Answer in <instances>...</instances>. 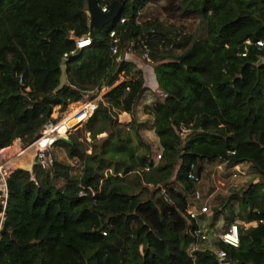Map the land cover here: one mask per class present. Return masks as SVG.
<instances>
[{"label":"trees","instance_id":"16d2710c","mask_svg":"<svg viewBox=\"0 0 264 264\" xmlns=\"http://www.w3.org/2000/svg\"><path fill=\"white\" fill-rule=\"evenodd\" d=\"M159 1L194 19L192 29L147 18ZM85 34L86 0H0V150L30 144L84 92L106 89L45 150L47 166L34 157L5 177L0 264H216L209 252L189 254L197 222L185 215L186 174L223 160L246 164L253 177L216 195L212 210L235 204L256 225L239 229L236 248L219 247L228 264H264V47L255 45L264 1L124 0L69 54ZM145 50L154 90L124 54Z\"/></svg>","mask_w":264,"mask_h":264},{"label":"built area","instance_id":"2783aa9c","mask_svg":"<svg viewBox=\"0 0 264 264\" xmlns=\"http://www.w3.org/2000/svg\"><path fill=\"white\" fill-rule=\"evenodd\" d=\"M111 1L112 0H97L100 11L105 12ZM109 36L113 37V32H110ZM89 42L90 37L88 34L79 37L75 41L74 49L71 50L69 54H73L76 50L86 47L89 45ZM116 43L117 39L115 37L112 38L109 47L112 54L117 53ZM255 45L257 47H264V39L255 41ZM242 55H244V53H242ZM117 58L119 59L122 57L117 56ZM147 58L148 56L145 50V52L142 53L141 59L146 61ZM101 89H94L84 92L81 95V98L76 103L79 105V108L72 114L75 123L74 126L81 124L93 110L95 106L94 101L99 98V91ZM66 120L65 118L60 120L59 123H57L58 125H56V123L49 125L46 134L42 133L40 137H35L32 142L27 145L30 147L34 142L37 143L39 148L35 157L42 166H47L50 163V157L45 153V150L56 138H60L58 135L53 136L52 133L56 132L57 134V129L66 124ZM67 128L70 129L69 127ZM181 131L185 132V129H181ZM41 138L47 139L48 142L45 145H40L38 141ZM37 139L39 140L37 141ZM226 153L232 154L233 152L226 151ZM155 158L158 159L159 155L156 154ZM242 165L243 163L229 165L226 160L216 161L199 172L196 171L194 165L191 164L189 166L186 178L191 184V191L186 195L187 206L185 215L188 219L197 222L194 231L195 240L189 250L190 255H193L195 252H209L215 258L216 264H228L225 251L219 247V244L236 248L239 244V229L256 225V221L249 218L248 212L243 213L239 211L235 204L226 206L217 212L212 210V201L214 202L216 195L222 193L223 195H227L232 191L238 190L244 184L245 178L251 175L247 174V168ZM10 171H5L0 168V186L2 187V198L0 199V225L6 196L5 177Z\"/></svg>","mask_w":264,"mask_h":264},{"label":"rangeland","instance_id":"374dc122","mask_svg":"<svg viewBox=\"0 0 264 264\" xmlns=\"http://www.w3.org/2000/svg\"><path fill=\"white\" fill-rule=\"evenodd\" d=\"M165 5V3L163 1H159L157 2V4L150 6L149 8L147 7L144 10V14L147 15V18H152V17H157V19H159L164 25H170V24H176V25H181L183 26L186 30H191L193 27V23H194V19H182L179 20L176 18V16H174V14H170L169 12H167L166 10H164L163 6ZM141 55H137L136 56V61L139 63L140 61V57ZM142 60V59H141ZM153 63V62H152ZM149 64L147 61L144 62V65ZM144 69H147L146 74H147V79L148 77L151 78V74H150V70L149 66H143ZM100 98L96 99L94 101V103H96ZM79 108V105L75 104V105H71L69 112L67 113V115H65L64 117H62V119H67L66 120V124L60 126L61 130L60 132L57 131L52 133L53 136L58 135L60 138H67V135L74 131L76 128L79 127V125L74 126V120L72 117V114ZM52 116H57L55 114V111L52 113ZM61 119V120H62ZM73 121V122H72ZM72 122V123H71ZM59 123V122H58ZM56 125H58L56 123ZM73 125V126H72ZM72 126V127H71ZM67 127H71L70 129H68ZM48 127L43 128V130L40 131V133H38V135L36 136L37 138L40 137L42 135V133L46 134V131ZM68 129V130H66ZM67 131V132H66ZM143 133L145 135V137L151 141L155 146L157 145V139L155 137V135L153 134V132L151 131V129H145L143 130ZM51 135V134H50ZM39 139H37L38 141ZM86 141L89 142V139L86 138ZM44 144H46V142H44ZM51 145H49L47 147V149L50 148ZM38 145L36 144V142H34V144L30 147H28L27 145H23L22 143H20L19 141H14L10 146L3 148V150H0V168L4 169L5 171H10L14 168L17 167H21V168H29L33 162V159L38 151ZM70 162V161H69ZM253 176L249 175L245 178L244 182L248 181L249 179H251ZM2 187L0 186V199L2 198V192H1ZM220 196L223 195L222 194H218Z\"/></svg>","mask_w":264,"mask_h":264},{"label":"water","instance_id":"95a60500","mask_svg":"<svg viewBox=\"0 0 264 264\" xmlns=\"http://www.w3.org/2000/svg\"><path fill=\"white\" fill-rule=\"evenodd\" d=\"M123 1L124 0H112L108 5L107 10L105 12H101L98 7L97 0H86L88 35L90 38L93 36V29L100 28L116 18ZM262 61L264 62V59ZM60 67L63 69V60H61Z\"/></svg>","mask_w":264,"mask_h":264},{"label":"crops","instance_id":"0c3cea01","mask_svg":"<svg viewBox=\"0 0 264 264\" xmlns=\"http://www.w3.org/2000/svg\"><path fill=\"white\" fill-rule=\"evenodd\" d=\"M150 6H152V5H150ZM150 6H148V8L150 7ZM146 8V7H145ZM145 10V9H144ZM126 55V57L127 58H130L135 64H136V66H138L142 71H143V76H144V81H145V84L148 86V88L149 89H151V90H154L155 88H156V82H155V80H154V76H153V73H152V69H151V66L153 65V63H150V62H148L149 64H147V65H144V60H141V58H140V61L141 62H137L136 61V58L135 57H133L130 53H128V54H125ZM143 66H149V67H147V68H149V70H150V74H151V78H149L148 77V79L146 78L147 77V74H146V71H147V69H144V67ZM105 88H102L100 91H99V98L101 99V97H102V94L105 92ZM146 102H148V99L146 98L143 102H142V104L143 103H146ZM76 104V103H75ZM75 104H72V105H75ZM141 106V105H140ZM139 109H141V108H139ZM54 111H55V114L57 115V113H56V109H54ZM53 111V112H54ZM65 115H67V114H65ZM64 115V116H65ZM139 115H140V118L141 119H148V121L150 122V120H151V117L150 116H148V115H146V114H143L142 112H140L139 113ZM63 116V117H64ZM53 117H55V116H53ZM62 119V118H61ZM118 120H119V122L120 123H123V124H127L129 121H130V117H129V115L127 114V113H125V112H122L121 114H119L118 115ZM146 129H149V128H146ZM152 131V130H151ZM153 132V131H152ZM154 134V133H153ZM242 166H244L245 168H247V165L246 164H243Z\"/></svg>","mask_w":264,"mask_h":264},{"label":"bare ground","instance_id":"6f19581e","mask_svg":"<svg viewBox=\"0 0 264 264\" xmlns=\"http://www.w3.org/2000/svg\"><path fill=\"white\" fill-rule=\"evenodd\" d=\"M73 122V121H72ZM71 122V123H72ZM66 127V126H65ZM60 130H61V128L59 127L58 129H57V131H59L60 132ZM67 130V129H66ZM39 143H40V145H45L44 144V142H48V140L47 139H45V138H41L39 141H38ZM37 144V143H36Z\"/></svg>","mask_w":264,"mask_h":264}]
</instances>
